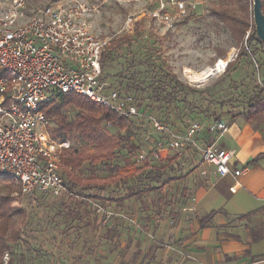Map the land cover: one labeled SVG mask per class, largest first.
Instances as JSON below:
<instances>
[{"label": "built area", "instance_id": "built-area-1", "mask_svg": "<svg viewBox=\"0 0 264 264\" xmlns=\"http://www.w3.org/2000/svg\"><path fill=\"white\" fill-rule=\"evenodd\" d=\"M31 1L0 2V176L11 178L19 195L31 200L45 197L67 204L86 202L65 185L62 154L69 143L49 138V122L41 105L73 94L130 120L140 121L145 115L134 92L103 77L102 55L113 38L94 33L89 10L76 0H58L28 10ZM204 1L157 0L159 8L142 16L159 18L172 28L174 19L195 13ZM135 17L129 15L117 34L131 31ZM230 61L222 65L219 61L213 75L224 72ZM258 84L264 98L262 80ZM149 121L166 137V146L159 142L152 156L140 150L133 160L137 167L148 160H164L162 151L177 159L191 150L194 165L212 166L217 179L229 176L237 181L243 174L232 167L233 151L217 145L229 129L224 121H187L178 131L157 118ZM235 189L233 186L230 191ZM89 206L97 214L109 212L96 202ZM7 260L4 254L3 264Z\"/></svg>", "mask_w": 264, "mask_h": 264}, {"label": "rangeland", "instance_id": "rangeland-1", "mask_svg": "<svg viewBox=\"0 0 264 264\" xmlns=\"http://www.w3.org/2000/svg\"><path fill=\"white\" fill-rule=\"evenodd\" d=\"M4 1L6 0H0V2ZM55 1L58 0H32L28 4V10ZM76 1L89 10V22L98 37H111L116 43L120 42L104 62L103 77L106 81H111L114 85H122L121 79L122 82L124 81L123 84L126 79L134 80L139 85L140 90L143 89L142 92L136 91L139 93L137 100L145 116L140 121L135 120L133 136L130 141L138 146V151L142 150L148 156H152L158 148L159 142H163L165 145L166 137L152 127L150 118H157L162 123L168 122L170 127L178 131L187 120L207 122L206 116L203 114L204 110L206 108L215 109L221 103L231 105V107L241 111L245 108L248 100L257 93L258 81L262 80L264 74V48L259 49L253 40L245 48L249 31L246 32L241 43L237 44L230 31L213 16L212 11L227 5V2L205 0L204 5H199L195 13L189 14L186 18L174 19L172 28H167L159 18L142 16L147 11L155 12L159 8L157 0ZM202 6L205 12H203ZM129 15L136 16L132 30L117 34L123 28ZM126 38H129V43ZM119 46L120 48H118ZM240 49L244 50V55L236 61L228 72L214 73V75L212 73L213 76L211 75L205 82L198 85L189 83L187 78L189 74L200 72L206 68L213 70L219 61L228 59L233 61ZM253 49L257 50L255 54L252 52ZM148 63L152 64L154 68L148 67ZM158 68H163V72H169L184 87L177 90L175 109H173L172 104L156 102L150 98V86L152 85L151 88L157 87L154 86V75L160 79L163 76ZM145 89L148 90L144 91ZM60 99L61 97L54 102H60ZM64 113L68 118H73L76 114L75 109L69 105L65 106ZM47 119L49 138L59 142L58 139L50 136L56 122L55 116L52 115L50 119ZM252 122L259 125L264 132V114L252 119ZM226 123L228 124V122ZM106 134L116 139L117 132L114 128L108 127ZM68 137L75 147L82 148L79 135L76 132H71ZM138 151L129 153L126 150H121L117 163H122L124 159L129 158L133 162ZM132 162H130V166L124 167L121 173L129 177L131 186L137 184L138 179L146 183L144 178L148 169L145 168L146 171H140L141 167H137ZM164 162L157 160L152 163L154 166H163L165 165ZM115 163L116 161H114ZM178 164L175 163L174 166L170 167V176H174L180 171L183 174L182 172L189 168H183L180 162ZM62 168L64 169V167ZM180 186L181 180L168 184L165 202L161 204L162 209L158 213L162 216L161 219L169 220L175 212V204L181 202ZM0 196L8 197L14 201L9 207L11 228L19 230L21 237L25 236L24 231L26 234H30L28 238L30 244L27 246L30 250L33 248L35 251L32 250L26 254V260L23 264H115L109 257L110 252L103 251L104 238L99 233L98 237L92 238L85 226L79 233L82 235L83 242L79 240L75 232L71 233L75 221L71 222V226H66L65 216L59 215V213L62 214L63 208L57 203L49 205L48 199L41 201V203H39L40 201L33 202L35 208L30 210L27 204L31 200L19 195L18 185L9 177L0 178ZM152 198L155 199L156 196L148 194L141 197L140 200L132 198L128 203L139 204V202H144L146 206L150 207L155 204L152 202ZM164 206L165 208L170 207L168 212ZM136 210L137 213L140 211L138 207ZM90 214H92V218L101 219L102 222L109 221L113 216L110 212L107 215L97 214L95 211L90 212ZM153 214L156 215L157 212L154 211ZM135 223L137 222L135 221ZM66 230L71 235L66 238L62 237L61 242L51 240L58 235H63ZM63 243L64 245H62ZM88 243H90L89 248L88 246L84 247V244L87 245ZM118 244L120 245V243ZM70 247L75 248L78 252H68ZM92 250L93 252H91ZM19 251L23 252V250ZM117 256L119 255L117 254Z\"/></svg>", "mask_w": 264, "mask_h": 264}, {"label": "crops", "instance_id": "crops-1", "mask_svg": "<svg viewBox=\"0 0 264 264\" xmlns=\"http://www.w3.org/2000/svg\"><path fill=\"white\" fill-rule=\"evenodd\" d=\"M227 122L228 132L217 145L233 151L232 167L243 170L237 181L229 176L223 180L217 179L214 168L206 163L194 165V156L191 150H187L175 163L180 162L183 168H189L183 174L180 171L170 176L177 177L170 183L181 180L179 194L182 200L175 204V212L169 220L161 219L162 216L158 214L162 209L161 204L165 202L168 184L153 193L156 198H152V202L155 204L150 207L143 201L137 203L138 206L128 203L132 197L122 202L109 201L111 197L116 200L124 197V193L118 190L114 195H106L108 201L104 203V208L113 215L107 222L92 218L90 212L93 210L89 205L86 207L84 202L74 203H79L87 211L82 219L73 220L75 226L71 233L75 232L80 241L83 238L79 233L85 226L92 238L100 234L104 238L103 251L110 252L109 257L115 264H264V240L252 242L250 235L251 229L264 227V210L249 220L238 219L264 208V158L248 165L252 159L264 153V132L256 123L247 122L241 117ZM162 155L165 158L163 164L173 158L166 151H162ZM153 186L159 188V185ZM233 186L236 189L232 193L230 188ZM45 199H48L49 205L57 203L61 208L67 204L45 197L28 200H31L29 204L34 209L33 202L41 203ZM137 207L140 210L138 213ZM165 209L168 212L170 207ZM215 211L221 213L202 228L199 220ZM64 233L51 240L61 242L62 237L71 235L67 230ZM25 235L30 237L29 234ZM86 246L89 248L90 243L84 244ZM68 252L78 251L70 247Z\"/></svg>", "mask_w": 264, "mask_h": 264}, {"label": "trees", "instance_id": "trees-1", "mask_svg": "<svg viewBox=\"0 0 264 264\" xmlns=\"http://www.w3.org/2000/svg\"><path fill=\"white\" fill-rule=\"evenodd\" d=\"M223 1L228 4L220 6L214 12L212 11V14L218 22L223 24L230 31L236 43L240 44L246 32L249 31L245 48L252 40L258 45L259 49L264 48V44L256 36L252 20V0ZM261 11L264 15V0H261ZM126 40L130 42L129 38H126ZM117 44H120V42L116 43L114 40L110 41L109 46L102 55V68L106 58L116 49ZM118 48H120V46ZM256 51V49H253L252 52L255 54ZM243 55L244 50L240 49L235 60L227 64L224 73L226 71L228 72ZM147 66L151 69L154 68L150 63H148ZM158 70L163 76L160 79L154 75V86L157 87L151 88L152 85L150 86V98H153L156 102L160 101L165 104H172L173 109H175L177 103V90L180 88L183 89L184 87L169 72H163V68H158ZM123 82L121 79L120 83H122V85L120 84L118 86L134 92L138 98L139 93L137 91L142 92L141 90L143 89L140 90L139 85L136 84L134 80L126 79L124 84ZM262 85L264 86V74L262 76ZM147 90L145 89L144 91ZM68 105L75 109L76 114L73 118H68L64 113V108ZM139 107H141V105ZM40 109L47 118L50 119L52 115L56 118L50 136L54 139H58L59 142L69 143V147L63 150L62 167H64V169L62 168L61 173L67 188L72 193L83 198L86 201L84 202L86 207L90 202H96L104 207V203L108 200L122 202L131 197L139 200L144 195L157 192L161 187L177 178L170 177L169 174L170 167L173 166L176 158L169 159L163 166H154L151 160H148L147 163L140 168V171H146V169H148L144 178L146 183L138 179L137 184L139 185L134 184V186H131L129 177L121 173V170L124 167L130 166V162H132L129 158L124 159L122 163H117L120 158L121 150H126L129 153H135L139 150L138 146L130 142L133 136L135 120L121 117L105 107L91 104L86 99L73 94L61 96L60 102L55 103L54 101H48L42 104ZM203 114L206 116L208 122L219 120L227 122L235 117H241L247 122H252V119H256L258 115L264 114L262 88L257 89V93L248 100L245 108L241 111L236 110L231 107V105L221 103L215 109L206 108ZM164 123L168 124V122ZM108 127H112L116 130V139L106 134V129ZM71 132H76L79 135L82 148L75 147L72 140H69L68 135ZM90 150H92V153H90ZM263 158L264 153L252 159L248 165L256 163ZM114 161H116L115 164ZM1 177L4 176H0V178ZM153 185H159V188ZM118 190L124 193V197L121 200H116L113 197L107 200L108 197L106 198V195H114ZM13 202L14 201L8 197L0 196V264H3L2 258L4 254L8 255L7 264H23L26 260V254H29L32 250L35 251L33 248L30 250L27 246L30 244L28 235L21 237L19 230H13L11 228L9 207ZM27 206L30 210L33 209L30 204H27ZM62 208L63 212L62 214L59 213V215L65 216L66 226H71V222L74 219H82L86 214L85 211H87L79 203L70 205L63 204ZM83 209L84 211H81ZM263 210L264 208H261L249 212L239 216L238 219L249 220ZM218 213L221 212H210L202 217L199 220L200 226L203 228L209 225L212 218ZM24 234H26L25 231ZM250 235L252 242L264 240V227L251 229ZM19 250H23V252Z\"/></svg>", "mask_w": 264, "mask_h": 264}, {"label": "water", "instance_id": "water-1", "mask_svg": "<svg viewBox=\"0 0 264 264\" xmlns=\"http://www.w3.org/2000/svg\"><path fill=\"white\" fill-rule=\"evenodd\" d=\"M252 20L256 36L264 44V15L261 11V0H252Z\"/></svg>", "mask_w": 264, "mask_h": 264}, {"label": "bare ground", "instance_id": "bare-ground-1", "mask_svg": "<svg viewBox=\"0 0 264 264\" xmlns=\"http://www.w3.org/2000/svg\"><path fill=\"white\" fill-rule=\"evenodd\" d=\"M225 61H220V65L224 64ZM213 73L211 68H206L200 72H194L187 76L189 83L200 84L205 82Z\"/></svg>", "mask_w": 264, "mask_h": 264}]
</instances>
